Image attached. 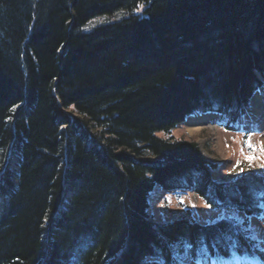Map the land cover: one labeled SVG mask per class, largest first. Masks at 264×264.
Listing matches in <instances>:
<instances>
[{
  "label": "trees",
  "instance_id": "trees-1",
  "mask_svg": "<svg viewBox=\"0 0 264 264\" xmlns=\"http://www.w3.org/2000/svg\"><path fill=\"white\" fill-rule=\"evenodd\" d=\"M263 83L264 0H0V264L264 261V173L214 181L195 140L156 134L205 112L238 130ZM155 188L245 218L156 223Z\"/></svg>",
  "mask_w": 264,
  "mask_h": 264
},
{
  "label": "rangeland",
  "instance_id": "rangeland-1",
  "mask_svg": "<svg viewBox=\"0 0 264 264\" xmlns=\"http://www.w3.org/2000/svg\"><path fill=\"white\" fill-rule=\"evenodd\" d=\"M142 11L143 6H140L131 12L119 11L112 15H101L91 19L83 27V30L89 31L96 26L121 20L131 14L141 15ZM252 98L253 95L245 109V114L236 124L238 130L226 129L219 122V120H224L219 119L216 112H212L215 116L210 119L200 120L196 124L199 126L194 131L195 133L187 130L189 125H186V122L193 116L195 117L197 115L198 118L201 117L199 114L202 113H196L186 117L183 123L176 126L169 133L160 131L156 134L163 138L172 137L175 139L195 140L200 148L201 155L210 162L215 161L218 165L217 169L211 173L214 181H229L236 175L247 170L264 173V168L261 167L264 164V110L256 118L247 119L245 116L247 110H251L250 103ZM67 112L71 116L77 117V114L71 109L67 110ZM249 135L252 145L255 146L253 149H249L243 144V141ZM248 156H255V159L250 161L246 159ZM237 161H239V167L233 170V166L237 164ZM70 194L71 192L65 187L62 198H68ZM148 203V214L152 221L156 223L168 222L182 216L191 217L203 225L211 224L224 218L232 219L236 222H240L245 218L243 213L233 208H211L195 193L184 190L167 191L155 188L149 194ZM1 209L2 204L0 203ZM247 221L251 235L264 238V213L258 217H248ZM262 253L264 254V251ZM187 264L196 263L188 262ZM244 264H264V261L256 262L250 260L245 261Z\"/></svg>",
  "mask_w": 264,
  "mask_h": 264
},
{
  "label": "bare ground",
  "instance_id": "bare-ground-1",
  "mask_svg": "<svg viewBox=\"0 0 264 264\" xmlns=\"http://www.w3.org/2000/svg\"><path fill=\"white\" fill-rule=\"evenodd\" d=\"M253 94V98L251 99L250 108L251 110H247L246 118L248 119H254L258 116V114L264 110V84L261 85ZM201 117H197V115L194 117H191L186 122V125H189L187 130L189 132H194L197 130L199 125H196L201 120L210 119L213 116H215L213 113H202L199 114ZM195 133V132H194Z\"/></svg>",
  "mask_w": 264,
  "mask_h": 264
},
{
  "label": "snow or ice",
  "instance_id": "snow-or-ice-1",
  "mask_svg": "<svg viewBox=\"0 0 264 264\" xmlns=\"http://www.w3.org/2000/svg\"><path fill=\"white\" fill-rule=\"evenodd\" d=\"M243 144H244V146L248 147L249 149H253L255 147L251 143L250 135L243 141ZM246 159L251 161V160L255 159V156H248V157H246ZM238 167H239V161H237V164L233 166V170H235ZM261 167L264 168V164H262ZM241 171H243V169H241ZM262 195H264V194H262ZM181 203H182V201H181ZM245 239L248 241H255V243L252 244L253 251L257 248L264 251V238H260L256 235H248L247 237H245ZM238 246H239V241H237L233 244V249L234 250L237 249ZM189 247H190V245H189ZM245 254H249V253L246 251ZM196 264H201V261L197 260Z\"/></svg>",
  "mask_w": 264,
  "mask_h": 264
}]
</instances>
